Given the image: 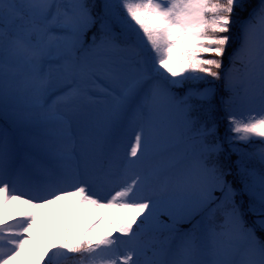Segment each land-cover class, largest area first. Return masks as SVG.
I'll list each match as a JSON object with an SVG mask.
<instances>
[{
	"label": "snow or ice",
	"instance_id": "snow-or-ice-1",
	"mask_svg": "<svg viewBox=\"0 0 264 264\" xmlns=\"http://www.w3.org/2000/svg\"><path fill=\"white\" fill-rule=\"evenodd\" d=\"M248 214L264 0H0V264H264Z\"/></svg>",
	"mask_w": 264,
	"mask_h": 264
},
{
	"label": "trees",
	"instance_id": "trees-1",
	"mask_svg": "<svg viewBox=\"0 0 264 264\" xmlns=\"http://www.w3.org/2000/svg\"><path fill=\"white\" fill-rule=\"evenodd\" d=\"M87 2L89 4H99L101 3V0H87ZM232 51H234V49H229L228 55H231ZM224 65H225V69H227L228 67H230V60L227 58L224 59ZM219 87H218V92L216 94V96L213 99V103L217 106L218 108V114L219 117L223 116L224 113V105H223V100H227L228 99V93L226 91V89L223 87V82L222 81H218L215 82ZM218 124H219V133L221 136L224 135L226 129H227V122L224 119H218ZM231 159L233 161H235L237 159V157L235 155H232ZM229 180H231V177H229ZM238 187V185H237ZM215 195H219V193H215ZM239 200V197L237 198ZM244 207H247V198L245 197V205ZM162 219L168 223L170 222L167 216L162 217ZM245 219L247 221L248 226H254L253 221L255 220V217H253L252 215L248 214L245 216ZM190 227L188 225H186L185 229L188 230ZM256 235L258 238H260L261 240H264V232H262L259 227H256ZM151 236V232L146 233L144 235V237L142 238L144 243L148 240V238ZM159 239H163L161 236H158Z\"/></svg>",
	"mask_w": 264,
	"mask_h": 264
},
{
	"label": "rangeland",
	"instance_id": "rangeland-1",
	"mask_svg": "<svg viewBox=\"0 0 264 264\" xmlns=\"http://www.w3.org/2000/svg\"><path fill=\"white\" fill-rule=\"evenodd\" d=\"M102 1V0H101ZM177 152L179 151V148H177L176 150ZM99 215V213H94L92 215H89L80 225L81 229H84V228H87L89 226V224L92 223L93 220L96 219V217ZM200 219V216L199 215H196L194 217V220H198ZM186 225H188L189 227H191V224L188 223V222H184V221H180L177 223L176 227L179 231H186L185 230V227ZM63 227V222L60 218H55L47 223H45L44 225V230L49 234L47 236L44 237L45 241H48L51 239V234L54 233V232H57L59 231L60 228ZM253 227H256L255 225ZM165 234H158V236H161L162 238L164 237ZM154 239V236L153 234L151 233V236L149 237V239L145 242V243H151ZM175 244H176V240L173 239L171 241V246L172 247H175ZM165 259H172L171 256H165L164 257ZM47 259V258H46Z\"/></svg>",
	"mask_w": 264,
	"mask_h": 264
}]
</instances>
